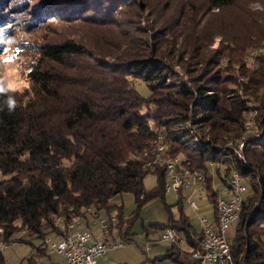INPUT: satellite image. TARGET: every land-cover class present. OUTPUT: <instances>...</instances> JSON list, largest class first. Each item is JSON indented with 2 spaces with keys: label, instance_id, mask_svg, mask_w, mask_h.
<instances>
[{
  "label": "trees",
  "instance_id": "1",
  "mask_svg": "<svg viewBox=\"0 0 264 264\" xmlns=\"http://www.w3.org/2000/svg\"><path fill=\"white\" fill-rule=\"evenodd\" d=\"M44 1L50 2L33 10L32 26L53 14L68 25L98 31L92 45L76 40L37 45L29 86L17 92L0 85V244H12L15 234L26 232L32 240L24 243L35 250L26 262L37 264L50 257L47 237L63 238L74 218L87 221L99 211L110 213V199L123 194H131L136 205L130 222L124 223L120 209L117 223H110L101 237L130 243L132 223L143 205L164 197L163 169L145 167L160 133L168 156H180L185 167L201 173L207 192L208 163L226 194L229 176L242 177L246 196L233 225L230 255L233 264H264V92L255 130L241 143L240 158L222 145L220 136L232 134L243 120L242 103L222 98L220 82L200 73L209 59L198 55L216 37L235 56L254 46L258 20L264 21V10L254 5L264 8V0H176L168 14L174 23L164 25L162 54L148 51L147 35L140 38L147 33L131 21L140 13L147 20L167 18L151 2L141 10L139 0ZM21 7L13 9L21 12ZM8 20L2 17L0 24ZM185 21H191L189 26ZM181 22L179 29L169 26ZM157 31L150 26L149 39ZM169 51L181 77L172 70ZM138 82L150 93L147 97L135 90ZM9 100L15 102L11 110ZM186 122L191 129L182 127ZM150 173L155 187L145 190L142 182ZM216 195L210 196L213 210ZM87 209H92L88 216ZM151 226L160 233L174 229L186 249L171 244L155 260L196 264L190 255L199 249L201 234L193 232L184 215L176 220L169 215L165 224ZM0 264H5L1 250Z\"/></svg>",
  "mask_w": 264,
  "mask_h": 264
},
{
  "label": "rangeland",
  "instance_id": "2",
  "mask_svg": "<svg viewBox=\"0 0 264 264\" xmlns=\"http://www.w3.org/2000/svg\"><path fill=\"white\" fill-rule=\"evenodd\" d=\"M53 1L55 2L57 0H52L51 2ZM175 1L176 0H139L138 6L141 10H143L145 6L144 3L149 4L151 2L152 4L150 5H157L162 12L161 15L167 17L162 18V21L152 18L147 20L146 14L140 13L135 20H131L134 25H138L140 29L139 32L147 33L140 35V38H145L147 35L144 41L147 43L148 51L151 50L152 53L157 51L156 53L159 54L164 51H160V47L164 46L163 34H165L166 31L164 25L170 24L172 20L168 17V14L171 13V6L174 5ZM44 2L50 1L6 0L4 2L6 5L2 6L3 4H1L0 0V18L5 17L10 19L0 24V85L4 86V88L19 92L29 86L27 74L28 71L30 72L32 65L38 60L37 45L49 43L57 44L66 40H76L80 41L82 44L87 43L88 45L93 44V34L98 31L97 29H92V27L86 28L84 25L82 26L81 23H69L68 25L65 22L51 18L53 14L44 20L43 23L41 21L39 25L32 26V21L30 20H32L31 18H33L34 15L33 10L40 7ZM22 4H24V7H21V12H17L20 10L15 11L13 9ZM254 8H256L258 12L264 10L260 5H254ZM180 19L181 18H178V21ZM182 20L184 21V19ZM171 23H174L173 20ZM182 23L184 22L169 26H177L176 29H179ZM185 23L189 26L191 21H185ZM150 26H153L154 29H158L157 33H154L150 37L151 39L148 37ZM5 31L8 32L5 33ZM3 32L4 34H2ZM258 36V41L255 42L254 46L252 45L243 53L239 52L237 56L232 54L230 48L226 49L227 47H224V41L219 40V37H216V39H213L198 51V55H200L201 58L204 57L209 59V63L206 65L204 62L201 64L202 66L200 69L203 71L200 73L202 76H204V78L210 77V79H215L220 82L217 90L220 91L222 98L228 101L232 100L242 103L244 114L241 119L243 120H240L241 122L233 127L234 132L232 134H225L226 136L222 134L220 136L223 143L222 145L228 148L232 154L240 158L242 157L240 154L242 147L241 143L245 141L247 135L253 134L255 130L254 121L256 117H258V107L264 92V21L261 20H258ZM217 50L221 52V55L215 56ZM169 55H172L171 63L175 64H173L172 70L175 72L177 78L181 77L182 72L178 65L176 66V64L179 63L178 60H175V55L171 51H169ZM135 90L143 97H147L150 94L140 82L135 83ZM186 123L187 124H183L182 127L191 129L188 122ZM194 130L193 128L192 131ZM161 143L163 144L162 141ZM163 146L165 148V151H163L164 158L170 157L167 154L168 147L165 143ZM154 147L156 148V144ZM155 148L150 151V162L153 161ZM174 157L181 160L180 156ZM147 168L153 169V167ZM186 169L189 173L184 179L185 184L178 190L180 195H177L178 192L168 193L164 190L162 201L156 199V201L152 200L143 205L139 217L133 221L131 226V242H124L119 237L115 238V242H107L114 244L116 249L108 250L105 257L100 258L98 261L99 264H177L171 262L168 258L155 260L158 256L160 257L166 254L165 252L168 251L169 246L159 242L160 231L154 229L151 225L157 226L165 224L169 215L173 220H176L179 217V213H181L188 219L193 232H200L201 234L200 219L210 221L213 211V214L215 212L213 222L216 220L215 203L213 210L210 199L211 194L217 193L215 197L216 202L217 198H223L222 196H224L226 191V187L220 182L216 175L215 168L211 166L210 163L207 164V174L210 176V190L208 192L205 189L206 181L204 176L198 171H191L188 167H186ZM221 176L222 170L219 172V177ZM230 177L231 175L229 178ZM154 185L155 176L151 173L147 174L142 182L143 189L148 190L155 187ZM245 196V193L241 195V203ZM191 204L195 207V210H192ZM108 205L111 208L113 207L110 213L106 210L99 211L98 216L94 218V216H88L92 213V209H87L86 214L88 216V222L82 217H78L77 219H72L67 226L73 225L74 230L77 232L87 230L90 234L92 233L96 238L100 237L102 240L103 238L101 236L104 232H102L100 228L99 220L108 221L110 218L114 217L116 222L113 223L116 224L118 220L117 215L121 209L122 220L126 224L130 222L131 214L136 209L131 194L112 197ZM164 206L169 208V215ZM228 232L229 243L230 238L233 237V225ZM12 239L14 241L12 244H0V250L2 249L1 252L5 264H26V259L33 253V248L30 244L24 242L32 240V238L26 232L24 234L20 232L15 234ZM20 239L23 241H20ZM33 242L36 246L39 245V241L33 239ZM176 246L178 250L182 252L186 251L182 238L178 240ZM145 248L148 249L145 250ZM50 257L55 260L61 259L55 254L50 255Z\"/></svg>",
  "mask_w": 264,
  "mask_h": 264
},
{
  "label": "built area",
  "instance_id": "3",
  "mask_svg": "<svg viewBox=\"0 0 264 264\" xmlns=\"http://www.w3.org/2000/svg\"><path fill=\"white\" fill-rule=\"evenodd\" d=\"M161 135L158 134L156 148L153 153V161L146 162L145 167L160 166L163 169L164 185L166 192L177 193L185 184V177L189 171L176 157L164 158L165 148L161 143ZM195 177V175H194ZM227 199L217 198L215 202L216 220L206 223L200 219L201 241L197 251L191 253V259L196 264H233L228 243V230L234 224L241 206V195L245 193V182L237 173L228 179ZM192 210L195 207L191 204ZM57 223L62 221L57 218ZM115 223L114 217L108 221L99 220L100 228L104 232L110 223ZM2 230L0 229V233ZM179 234L174 229H165L160 233L159 242L171 246L179 240ZM49 256H59L63 264H97L98 259L105 257L110 249H116L114 244L104 242L96 238L87 230L77 232L73 225L67 226L63 238L53 240L47 237L44 240ZM148 248H145L147 250ZM2 251V249H1Z\"/></svg>",
  "mask_w": 264,
  "mask_h": 264
},
{
  "label": "crops",
  "instance_id": "4",
  "mask_svg": "<svg viewBox=\"0 0 264 264\" xmlns=\"http://www.w3.org/2000/svg\"><path fill=\"white\" fill-rule=\"evenodd\" d=\"M222 197H223V198L228 197L227 194H226V191H225L224 196H222ZM213 220H214V214H213V211H212V217H211L210 221L206 220V222L210 223V222H213ZM99 238H100V237H99ZM166 245H167V244H166ZM174 246L177 248L176 243H175ZM169 248H170V246L168 247V250H169ZM33 253H35V250H34V249H33ZM33 253H32V254H33ZM32 254H31V255H32ZM27 259H29V257H27ZM27 259H26V260H27ZM99 260H100V259H98V261H99ZM26 264H27V262H26ZM37 264H63V262H62L61 259L55 260V259H53L52 257H43V258H40V259H39V261H38ZM97 264H99V263L97 262Z\"/></svg>",
  "mask_w": 264,
  "mask_h": 264
},
{
  "label": "clouds",
  "instance_id": "5",
  "mask_svg": "<svg viewBox=\"0 0 264 264\" xmlns=\"http://www.w3.org/2000/svg\"><path fill=\"white\" fill-rule=\"evenodd\" d=\"M14 101L9 100V109L11 110L12 107H14Z\"/></svg>",
  "mask_w": 264,
  "mask_h": 264
}]
</instances>
